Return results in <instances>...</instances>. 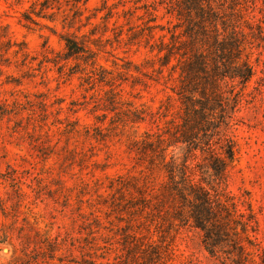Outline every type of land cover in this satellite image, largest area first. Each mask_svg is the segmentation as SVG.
Masks as SVG:
<instances>
[{
    "label": "trees",
    "instance_id": "16d2710c",
    "mask_svg": "<svg viewBox=\"0 0 264 264\" xmlns=\"http://www.w3.org/2000/svg\"><path fill=\"white\" fill-rule=\"evenodd\" d=\"M76 1L78 4L72 13L63 11L60 22L64 30H69L59 34L63 51L51 48L50 39L43 38L40 58L39 54H32L26 40H16L6 25H0V29L7 30V34L0 36L1 60L4 66L10 67L13 58L17 59V67L23 71L19 81L44 75L50 65L57 67L61 75L79 76L80 87L87 95L93 93V99L99 94L95 102H99L96 106L102 113L96 126L82 124L70 116L62 118L63 107L54 115L47 96L41 92L13 91L14 101L10 104L1 95L8 91L6 85L13 82L2 79V67L0 118L7 116L14 122L13 132H23L36 143L34 148L43 160L55 157L60 166L64 161V168L70 165L83 168L87 159L104 164L93 158L98 145L107 140H120L140 156L147 166V175L109 177L111 206L118 214L109 205H103L109 208L106 219L115 221L116 217L119 221L116 231L114 226L106 227L99 216L90 223L91 234L102 229L113 232L112 238L131 255L134 264H170L175 238L188 224L204 231V242L212 254L217 252L224 257L233 254L234 264H258L251 235L258 230L257 219L251 208H248L251 213L246 214L228 190L230 169L237 159L236 140L231 134L245 89L256 73L251 54L247 53L251 42L240 35L243 18L251 15L249 9L239 0H179L177 16L181 22L161 34L159 41L155 40L156 26L150 18L145 24L135 25L129 40L140 42L155 53L156 58L148 60L151 65L146 67L162 76L169 71V79L175 82L172 90L182 103L181 121L168 131L158 133L141 127L147 108L124 86L133 73L148 76L147 68L132 61H123V64L113 61L114 68L118 69L115 71L103 64L100 55L110 38L105 37L106 32H99L101 37L93 34V38L88 37L89 32H82L89 23L98 26L93 22L98 14L93 16L92 9L87 11L91 14H85L89 0L83 3L84 7L79 4L81 0ZM132 1L123 0V4L126 6ZM55 2L60 0L34 1L23 13L26 28L31 31L33 25H40L34 16L55 22L57 12H47L54 9ZM141 25L143 34H140ZM72 29L74 32L70 33ZM7 78L16 79L14 75ZM236 80L243 83V89L226 90V84ZM28 110L31 113H25ZM196 159L193 165L191 161ZM156 175L162 178L159 184L151 180ZM2 180L17 185L21 196H28L19 176L2 177ZM0 210L6 219L19 218L9 209L1 193ZM24 213V223L17 235L20 247L13 242L14 223H6L0 230V243L9 242L15 249V258L9 264L61 261L63 244L54 236L53 224L46 223L43 215L29 206ZM27 227L32 232L26 231ZM146 230L151 232L149 237ZM101 237L106 239L108 235L101 234Z\"/></svg>",
    "mask_w": 264,
    "mask_h": 264
},
{
    "label": "rangeland",
    "instance_id": "374dc122",
    "mask_svg": "<svg viewBox=\"0 0 264 264\" xmlns=\"http://www.w3.org/2000/svg\"><path fill=\"white\" fill-rule=\"evenodd\" d=\"M34 1L36 0H0V25H6L16 40H26L32 54H39L40 58L44 50L43 38L50 39L51 48L63 51L64 44L60 41L59 34L69 31L64 30L63 24L60 23L63 20V11L72 13V8L78 2H55L54 9H48L47 12H57L54 16L56 21L34 16L40 25H33L30 31L26 28L27 21L23 13L33 6ZM85 1L81 0L80 6L84 7ZM178 1L134 0L133 4L125 6L123 0H89L85 14H91L87 12L90 9L94 12L93 16L98 14L97 18L93 19L98 26L94 27L89 23L82 32H89L90 38L101 37L99 32H106L105 37L110 40L105 41L100 57L101 62L111 69L118 70L114 68L113 61L120 64H123V61H132L145 68L151 65L148 60L156 58L155 53L146 45L129 40V36L134 34L135 25L145 24L150 18L156 26L155 40L159 41L161 34L168 33L169 28L173 29L181 22L177 16ZM239 2L251 13L249 16L244 15V27L240 35L251 42L247 53L251 54L256 73L245 89L241 110L236 116V124L231 134L236 140L237 159L230 169L228 190L234 195L239 207L246 214L250 212L248 208H251L257 219L258 223L255 225L258 230L251 235L254 240L255 258L258 264H264V0ZM58 8H62L61 11ZM125 11H128L127 14ZM252 16L254 17L250 19ZM87 22L89 20L85 24ZM141 28L140 34H143L144 27ZM161 28H165L164 31ZM55 31L58 35L54 34ZM73 32L72 29L70 33ZM1 34H7V30L0 29V36ZM1 59L0 52V67L4 70L2 79L13 82L6 85L8 91L3 92L1 96L10 104L14 101L13 91H27L32 94L41 92L47 96L54 115L63 107L62 118L70 116L74 120L79 119L82 124L96 126L97 118H100L102 113L96 106L99 102H95L99 94L94 95L93 99V93L87 95L80 87L79 76L61 75L57 67L50 65L44 75L19 81L23 71L17 67V59L13 58L14 62L10 67L4 66ZM154 62L158 65L156 60ZM146 68L148 76L133 73L124 86L147 108L146 119L141 127L163 133L181 121L182 103L172 90L175 82L169 79V71L162 76L150 67ZM8 75H14L16 79H8ZM242 86L243 83L236 80L227 83L225 88L241 90ZM27 112L31 113V110L25 113ZM13 126L14 122L9 121L7 116L0 118V193L9 209L19 215V218L6 219L0 210V230L4 224L14 223L13 242L20 247L21 242L17 235L24 223V212L29 206L40 212L46 223L53 224V234L63 244L62 260L45 264H134L131 255L122 248L116 238H112L113 232L102 229L100 233L91 234L90 223H94V218L99 216L106 227L114 226L116 231L119 221L116 217L115 221H108L105 215L109 208L103 205L107 204L113 210V198L107 189L109 177L127 174L138 178L147 175V166L140 156L129 150L120 140H107L98 145L96 156L93 158L104 164L98 165L95 163L97 161L90 162L87 159L83 168L71 165L64 168V161L62 167L56 163L55 157L48 161L43 160L37 148H34L36 143L23 132H13ZM191 162L194 165L197 159ZM16 175L22 178L28 196H21L17 185L3 183L2 177L14 178ZM151 180L153 184H159L162 178L156 175L152 176ZM39 181H43V184L40 185ZM113 212L118 214L115 210ZM31 230V227L26 228L28 232ZM145 233L146 237L151 234L147 230ZM101 234L108 237L103 239ZM204 235L202 229L190 224L181 228L171 247L170 264H234L233 254L232 257L217 255V252L212 254L206 247ZM14 258V246L9 242L0 243V264H9Z\"/></svg>",
    "mask_w": 264,
    "mask_h": 264
}]
</instances>
